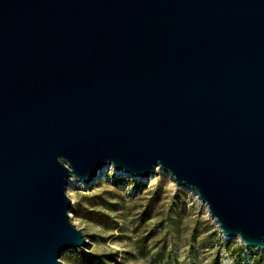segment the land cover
I'll return each instance as SVG.
<instances>
[{"label": "water", "instance_id": "1", "mask_svg": "<svg viewBox=\"0 0 264 264\" xmlns=\"http://www.w3.org/2000/svg\"><path fill=\"white\" fill-rule=\"evenodd\" d=\"M107 164L264 250V0H0V264L87 246L69 177Z\"/></svg>", "mask_w": 264, "mask_h": 264}, {"label": "rangeland", "instance_id": "2", "mask_svg": "<svg viewBox=\"0 0 264 264\" xmlns=\"http://www.w3.org/2000/svg\"><path fill=\"white\" fill-rule=\"evenodd\" d=\"M67 188L89 244L63 252V264H264L263 249L226 238L203 202L165 173L147 180L110 168Z\"/></svg>", "mask_w": 264, "mask_h": 264}, {"label": "bare ground", "instance_id": "3", "mask_svg": "<svg viewBox=\"0 0 264 264\" xmlns=\"http://www.w3.org/2000/svg\"><path fill=\"white\" fill-rule=\"evenodd\" d=\"M110 168H114V167H113L111 164L104 165V166L99 170V172H98V174L96 175V177H95L92 181H89V182H87V183H85L83 180H80V179L76 178V177L73 176V175H70V177H69V181H70V180H76V181H79V182L82 183V184L88 185L89 183H92V182H94V181H97V180L102 176V174H104L105 171L108 170V169H110ZM115 170H116V169H115ZM116 171H118V172H122V173H125V172L120 171V170H116ZM160 173H165V174L169 175L170 178H171L172 183L176 185V183H175L173 177L170 175V173H169L168 171L164 170V169L161 168V167H158V171H157L156 173H152V174H151L149 177H147V178H144V177H142V178L147 179V180L157 179V178H159ZM125 174H126V175H129L128 173H125ZM130 176H131V175H130ZM133 177H134V176H133ZM138 177H139V176H138ZM176 186H177V185H176ZM67 193H68V195H70L69 192H68V189H67ZM197 197H198V196H197ZM198 200H200V201L202 202V200H201L199 197H198ZM203 204L206 206L205 203H203ZM206 207H207V206H206ZM73 219H74V218H73ZM213 219H214V218H213ZM74 223L77 225L76 221H74ZM226 238H227V237H226ZM255 247H257V246H255ZM258 248H260V247H258ZM260 249H261V248H260Z\"/></svg>", "mask_w": 264, "mask_h": 264}]
</instances>
